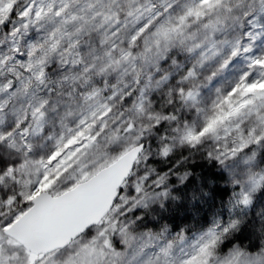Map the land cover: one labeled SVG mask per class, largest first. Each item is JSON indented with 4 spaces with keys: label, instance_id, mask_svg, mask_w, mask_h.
<instances>
[{
    "label": "snow or ice",
    "instance_id": "1",
    "mask_svg": "<svg viewBox=\"0 0 264 264\" xmlns=\"http://www.w3.org/2000/svg\"><path fill=\"white\" fill-rule=\"evenodd\" d=\"M0 264H264V0H0Z\"/></svg>",
    "mask_w": 264,
    "mask_h": 264
}]
</instances>
